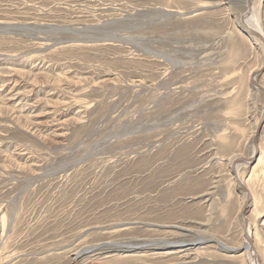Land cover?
Here are the masks:
<instances>
[{
  "label": "rangeland",
  "instance_id": "1",
  "mask_svg": "<svg viewBox=\"0 0 264 264\" xmlns=\"http://www.w3.org/2000/svg\"><path fill=\"white\" fill-rule=\"evenodd\" d=\"M245 8L0 0V264H250L230 171L264 107ZM258 144L240 171L264 264V124Z\"/></svg>",
  "mask_w": 264,
  "mask_h": 264
},
{
  "label": "bare ground",
  "instance_id": "2",
  "mask_svg": "<svg viewBox=\"0 0 264 264\" xmlns=\"http://www.w3.org/2000/svg\"><path fill=\"white\" fill-rule=\"evenodd\" d=\"M235 1V0H234ZM244 3H245V10L240 13V21H239V26H240V30H242L244 32V29H246V26L248 27H252L258 31H260L261 33L264 34V29L261 25V18H260V15H259V8L261 7L260 4H261V0H243ZM250 2V4H249ZM250 9V12L247 16H245V14L247 13V11ZM242 16L243 17V20H242ZM241 31V32H242ZM245 33V32H244ZM246 34V33H245ZM247 35V34H246ZM248 38H250V40L253 41V43L257 44V45H260L262 48H263V51H264V44L260 41L259 38L255 37V36H250V35H247ZM262 67L261 66H258V67H254L253 69L250 70L249 74L247 75V79L246 81L250 84L251 88L253 89V91L255 90L256 92H261L260 89L252 84L251 82V75L253 74V72L259 70L260 68ZM254 79H256V81L262 86L264 87V85H262L259 80H258V75H255L254 76ZM263 110H264V107H263ZM258 126V125H257ZM257 128V127H256ZM253 147V153L251 154V157L253 156L254 152H255V147L254 145L252 146ZM257 151L259 153V144H258V148H257ZM250 156H243V155H234L231 157L230 159V171H231V163L238 159V158H243V159H246V160H249ZM257 158H258V155H257ZM264 162H263V157H259L258 159V162L257 164L253 167L254 169L252 170V173L256 172V168L260 167L261 165H263ZM244 165V163H238L236 166H235V175H233L234 177V181L236 183V185L238 186V189L239 190H242L243 192H245V200H244V204L246 202V198L248 197V195H250V199L248 201V205L250 203V200L252 199L253 197V193L252 191H250V189L248 188L247 186V180L243 178L242 176V173H241V167ZM237 179V180H236ZM244 188H246V190H244ZM249 193V194H248ZM244 204L242 206V208H244ZM247 219H248V226H247V231L248 233L251 235L252 237V240H253V224L251 222V220L248 218L247 216ZM162 242H164L162 240ZM244 243L248 244V242L246 240H244ZM256 248V247H255ZM248 249L246 250V253H247V256H248V260H249V263L250 264H263L262 263V260L260 258V254L259 252L257 251V249ZM170 252V251H169ZM172 252V251H171ZM255 252H258V255H259V259H256L255 257ZM78 255V253H77Z\"/></svg>",
  "mask_w": 264,
  "mask_h": 264
},
{
  "label": "water",
  "instance_id": "3",
  "mask_svg": "<svg viewBox=\"0 0 264 264\" xmlns=\"http://www.w3.org/2000/svg\"><path fill=\"white\" fill-rule=\"evenodd\" d=\"M250 4V2H249ZM250 12V9L247 11V13L245 14V16H247ZM243 17L242 16V20H243ZM244 32L247 34V35H250V36H255L257 38L260 39V41L264 44V34L261 33L260 31L252 28V27H248L246 26V29H244ZM264 71V65L257 71L253 72V74L251 75V82L252 84L256 85L260 91L264 94V87H262L257 81L256 79H254V76L255 75H259L260 73H262ZM264 124V110H263V113L260 117V120H259V123H258V126L255 130V133L253 135V138H252V143L255 147V152L253 154L252 157H250L249 160H246V159H243V158H238L236 160H234L232 163H231V172L232 174L235 175V166L238 164V163H244V164H250L252 162V160L256 159L257 158V155H258V151H257V148H258V137H259V134H260V130H261V127L262 125ZM253 166V165H252ZM237 180V179H236ZM244 190H246V188H244ZM249 194V193H248ZM250 199V195H248V197L246 198V202L244 204V208H243V211H242V214H243V217H244V232H243V237L244 239L248 242V244L246 243L245 246H244V249L247 250L248 249H253L255 248L254 246V243H253V240H252V237L251 235L248 233L247 231V226H248V219H247V216L245 214V211H246V208L248 207V201ZM200 242H196L194 244H187L186 246H191V245H198ZM256 249V248H255ZM255 257L256 259H259V255H258V252H255Z\"/></svg>",
  "mask_w": 264,
  "mask_h": 264
}]
</instances>
